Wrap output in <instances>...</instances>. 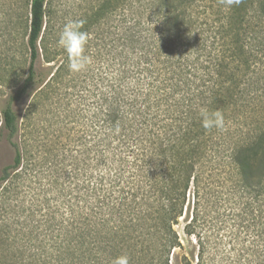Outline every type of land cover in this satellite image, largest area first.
<instances>
[{"label":"trees","instance_id":"obj_1","mask_svg":"<svg viewBox=\"0 0 264 264\" xmlns=\"http://www.w3.org/2000/svg\"><path fill=\"white\" fill-rule=\"evenodd\" d=\"M74 2L31 0L26 60L0 51V232L22 225L7 203L26 181L41 189L23 225L57 264H169L181 219L199 240L233 201L264 243V0ZM78 19L92 63L72 74L56 42Z\"/></svg>","mask_w":264,"mask_h":264},{"label":"rangeland","instance_id":"obj_2","mask_svg":"<svg viewBox=\"0 0 264 264\" xmlns=\"http://www.w3.org/2000/svg\"><path fill=\"white\" fill-rule=\"evenodd\" d=\"M60 1L62 5L75 4L74 0ZM30 3L31 0H0L1 53L9 50L10 55L13 53L15 56H22V59L27 57L26 52L20 50L19 43L25 40L28 33ZM23 60H26V58ZM36 68H38L37 64ZM53 68H55V65L53 66L52 63L41 65V69H45L46 72H48V69L52 70ZM34 119L56 118L51 117L46 109H43ZM252 121L254 119H248V122ZM8 162H10L9 158L6 163ZM17 186L20 192L25 190L28 195L27 197L20 196L19 198L16 196V200L14 196H10V201L7 203L9 205L8 213L10 214L8 221L11 224L15 220L22 225L20 227L11 225L13 226L11 227V232H0V264H43L44 261H48L49 264H57L54 258L53 242L49 240L50 236L43 237L37 233L42 228L35 230L30 227V224L26 228L23 225V220L26 218L29 209L35 207L29 199L32 191L33 193H39L34 190L41 189V186H33V190V187H30L26 181L18 182ZM40 197H42L41 194ZM16 203L20 209L25 210L21 216L13 208ZM234 203L233 201V204L230 205L232 207L230 213L226 212L222 215V218L219 217L218 219L216 216L213 217L212 228H209L208 225L202 228L199 240L194 235L182 233L185 222L181 219L179 225L175 226L174 229L179 235L182 247L171 251L169 264H263L262 225H258L253 230L250 217ZM36 205L39 206L38 203ZM256 219L261 222L260 213H257ZM22 226L24 227V232L21 230ZM27 239H30L29 243ZM39 252L44 253L39 256ZM199 253H201L200 257ZM45 255L47 257L44 258ZM49 257H52V259H49Z\"/></svg>","mask_w":264,"mask_h":264},{"label":"clouds","instance_id":"obj_3","mask_svg":"<svg viewBox=\"0 0 264 264\" xmlns=\"http://www.w3.org/2000/svg\"><path fill=\"white\" fill-rule=\"evenodd\" d=\"M226 8L239 5L241 0H219ZM85 21L82 19L68 20L59 33L56 46L63 50L67 57V67L72 74H78L87 70L92 63V58L85 54L90 34L82 31ZM201 126L205 130H223L225 128L224 114L220 109L209 111L206 108L200 110ZM112 264H129L127 255H120L112 260Z\"/></svg>","mask_w":264,"mask_h":264}]
</instances>
